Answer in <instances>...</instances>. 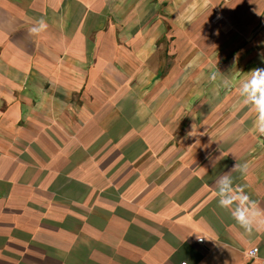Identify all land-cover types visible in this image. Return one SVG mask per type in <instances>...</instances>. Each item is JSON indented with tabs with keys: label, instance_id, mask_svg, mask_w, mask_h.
I'll list each match as a JSON object with an SVG mask.
<instances>
[{
	"label": "crops",
	"instance_id": "0c3cea01",
	"mask_svg": "<svg viewBox=\"0 0 264 264\" xmlns=\"http://www.w3.org/2000/svg\"><path fill=\"white\" fill-rule=\"evenodd\" d=\"M255 68L264 0H0V264H264Z\"/></svg>",
	"mask_w": 264,
	"mask_h": 264
},
{
	"label": "clouds",
	"instance_id": "9594fccd",
	"mask_svg": "<svg viewBox=\"0 0 264 264\" xmlns=\"http://www.w3.org/2000/svg\"><path fill=\"white\" fill-rule=\"evenodd\" d=\"M35 24H38V27ZM47 28V22L41 18L33 22L28 34L38 36ZM238 93L241 98L240 103L245 106L250 105L256 113L254 130L260 136H264V68H255L247 73V77L240 81ZM232 169L246 174L248 164L237 162ZM213 195H216L215 191ZM217 203L219 207L230 213L232 219L245 233L264 232V209L259 208L250 199L244 186L234 185L232 177L227 173L221 178Z\"/></svg>",
	"mask_w": 264,
	"mask_h": 264
},
{
	"label": "built area",
	"instance_id": "2783aa9c",
	"mask_svg": "<svg viewBox=\"0 0 264 264\" xmlns=\"http://www.w3.org/2000/svg\"><path fill=\"white\" fill-rule=\"evenodd\" d=\"M199 242L202 243L203 240L201 239V240H199ZM257 255H258V250L257 249H254L251 252H249V256L252 257V258H255ZM184 264H186V263H184Z\"/></svg>",
	"mask_w": 264,
	"mask_h": 264
}]
</instances>
